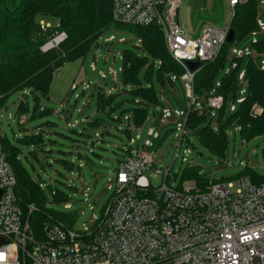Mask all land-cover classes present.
Returning a JSON list of instances; mask_svg holds the SVG:
<instances>
[{"label":"built area","instance_id":"obj_1","mask_svg":"<svg viewBox=\"0 0 264 264\" xmlns=\"http://www.w3.org/2000/svg\"><path fill=\"white\" fill-rule=\"evenodd\" d=\"M245 1L228 0L232 17L235 7ZM112 2L114 22L160 27L168 52L185 70L181 77L187 88L186 110L172 112L162 107L157 118L162 124L173 117L182 120L177 123L175 160L183 150L182 161L187 162V155L193 153L189 148V136L194 130L187 125L190 113L217 119L211 127L219 126V112L225 106L224 95L219 93L222 83L217 82L210 92L199 95L195 90V78L205 64L218 58L227 44L231 22L224 27L205 25L199 36L193 38L181 24V0ZM261 3L264 5V0ZM256 23L257 29L250 34L253 37L250 46L241 50L237 47L240 42L232 44V66L228 74L237 70L238 60L252 56L263 58L258 68L264 71V54L256 49L259 44L256 36L264 33V18L258 13ZM38 27L43 33L55 29L44 20L39 21ZM67 37L66 32H58L41 50L57 49ZM113 41L114 36L104 42ZM120 42L125 43V40ZM137 47L140 49L141 45ZM187 62H198L201 66L191 71ZM92 69L96 71L95 64ZM112 73L117 74L116 71ZM101 75L106 78L103 73ZM238 79L246 88L239 92L242 97L236 101L241 104L249 89L246 72H241ZM171 80L175 82L177 77L172 76ZM90 85L84 84V87ZM71 89L76 91L78 83L75 82ZM28 94L24 92L21 102L25 103ZM236 108L233 103L227 111L235 112ZM28 118L22 116V124ZM124 118L128 120L130 115ZM78 124L76 121L72 126ZM0 136L3 137L1 133ZM96 138L100 135L96 134ZM159 139V133L153 128L149 129L143 144L140 135L130 138L129 148L123 149L124 161L114 173V196L99 217L93 215V227L84 224L77 230L62 222H46L42 236L34 233L25 218L16 191L17 177L0 142V264H264V180L242 174L233 182L210 181L204 189L194 180H189L194 182L190 186L189 181L177 177L179 185L172 187L169 185L172 166L167 170L155 168L157 152L154 147ZM149 169L163 177V186L159 189L153 188L146 176ZM71 207L70 203H65L66 209ZM28 208L30 214L37 210L34 204Z\"/></svg>","mask_w":264,"mask_h":264},{"label":"rangeland","instance_id":"obj_2","mask_svg":"<svg viewBox=\"0 0 264 264\" xmlns=\"http://www.w3.org/2000/svg\"><path fill=\"white\" fill-rule=\"evenodd\" d=\"M261 1L257 0V13L260 18H264V5ZM232 19L228 0H181V24L193 38L199 36L205 25L224 27L228 22H232ZM41 20L51 24L55 29L59 27L56 18L40 15L37 17V23ZM38 31L44 39L48 38L47 42L58 33L55 30L43 33L39 27ZM112 36L115 37V41L108 44L104 42ZM101 37L102 40L99 37L92 45L86 58L67 61L60 67L48 96L25 88L11 92L1 105L0 133L7 138L11 146L21 149L19 159L31 180L42 187L47 210L60 214H77L73 225L77 230L83 228L84 224L93 227L95 223L93 215L99 217L114 196V173L124 161L123 149L129 148L130 137L140 135L142 137L140 143L143 144L151 128L160 135L154 147L157 152L155 168L167 170L172 166L169 183L172 187H177L179 182L176 178L182 177L191 168L197 169L200 175L211 182H233L247 171L256 175L258 179H264V132L244 140L240 124L228 123L234 114L227 109L222 120L226 139L224 156L214 153L201 142L198 129L189 136V148L193 153L187 155V162L182 161L185 157L183 150L175 160L177 123L182 120L173 117L166 124H162L157 118L162 107L156 104H148L147 120L140 127L133 125V133L129 137L126 134L128 121L124 117L128 116L131 109L137 107L135 97L130 91H137L138 87L124 84L121 71L122 55L132 53L140 58H148V65L141 69L139 80L143 87L152 86L155 89L164 108L172 112L186 110L187 88L181 76L176 75V82L171 84L167 73L162 77L159 69H149L153 59L144 45L139 44L140 39L134 32L111 28ZM256 38L259 44L264 42V33H259ZM122 39L125 43L120 42ZM252 41L253 37L249 35L237 47L244 50ZM139 45L140 49L137 47ZM232 48L231 44L228 60L218 72L215 85L217 82L222 83L228 75L232 66L233 56L230 55ZM262 60V57L252 56L240 62L236 73L238 94L246 89L238 79L239 74L246 72L251 61L260 66ZM92 64L96 65V71L92 69ZM112 71H116L117 74L114 75ZM75 82L78 83V89L72 91ZM84 84L91 85L85 88ZM25 91L29 93L25 99V104L29 108L26 115L29 118L22 124L17 115V108ZM109 91L111 94H118L115 103L99 109L100 93L109 95ZM233 95L234 93L228 98L227 107L233 103L239 107L236 101L242 96L238 95L234 101ZM37 105L47 110L46 114L37 115L35 109ZM262 113V107L253 106V116L257 117ZM75 121L79 124L73 127ZM216 122L217 119L209 117L206 125H214ZM217 128L219 129L215 125L214 129ZM96 134H99L100 138H96ZM32 136L41 140L32 145L26 144L24 142L26 138ZM69 164L74 165V168H70ZM81 164L83 166H80ZM146 176L153 188L159 189L163 186V177L156 175L155 170L149 169ZM193 183L189 181L188 185L192 186ZM110 185L113 189H109ZM54 191L62 193L68 199L65 203H70L71 209H66L65 203L54 201Z\"/></svg>","mask_w":264,"mask_h":264},{"label":"trees","instance_id":"obj_3","mask_svg":"<svg viewBox=\"0 0 264 264\" xmlns=\"http://www.w3.org/2000/svg\"><path fill=\"white\" fill-rule=\"evenodd\" d=\"M112 8V0H0V104L2 105L11 92L25 88H31L43 96H48L55 74L59 72L60 67L67 61L86 58L92 45L111 28L134 32L142 40V44L153 59L149 69H159L162 77L164 73H167L171 84H173L172 76L184 74L185 70L168 52L160 27L156 24L128 26L116 23L113 20ZM40 15L58 19L59 27L54 30L67 33V39L59 48L48 52L41 50L48 38L44 39L38 31L37 17ZM256 17L257 0H247L235 7L230 25L235 32V42L243 41L257 29ZM230 47L231 45L225 44L218 58L214 62L205 64L196 75L197 94H207L216 86V76L228 60ZM256 49L264 54V42L258 44ZM122 59L121 71L124 84L138 87L137 91H130L135 97L134 102L137 103V107L128 113L130 118L127 120L126 134L130 137L132 134L130 128L133 125L140 127L147 120L148 104H156L159 107L163 105L155 89L152 86L143 87L139 80L141 69L148 65V58L125 53ZM241 61L238 60L239 67ZM239 67L227 75L219 89V93L224 95L225 106L219 112L217 132H214L215 129L211 127V124L206 125L208 120L206 117L198 116L195 112L190 113L187 123L194 133L199 129L198 136L201 142L220 156H224L226 151L222 120L226 114L228 98L234 93L235 101L239 95L236 75ZM246 77L249 83L248 95L236 111L232 112L234 115L228 120V123L240 124L244 140L264 132V71L251 61L246 70ZM117 95H105L101 92L98 97V108L113 105ZM254 105L263 108L262 115L253 116ZM35 109L40 116L47 111L38 105ZM28 110V106L21 102L17 108L18 117L27 116ZM40 140L32 136L27 137L24 142L32 145L39 143ZM0 142L7 161L17 177L18 200L34 233L42 236L43 225L46 222H62L73 226L78 217L77 214H60L45 208L46 196L43 189L31 180L19 159L21 149L11 146L5 136H0ZM68 166L74 168V165ZM244 174L252 173L247 171ZM252 176L254 180H258L256 175L252 174ZM189 180L196 181L204 189L211 183L194 168L188 169L182 176V181ZM53 196L55 202L68 201L58 191H54ZM32 204L37 206V210L30 214L28 207Z\"/></svg>","mask_w":264,"mask_h":264},{"label":"water","instance_id":"obj_4","mask_svg":"<svg viewBox=\"0 0 264 264\" xmlns=\"http://www.w3.org/2000/svg\"><path fill=\"white\" fill-rule=\"evenodd\" d=\"M234 41H235V32H234V30L231 29L229 32L228 38H227V44L231 45L234 43ZM186 64L191 71H195L196 69H198L201 66V64L198 62H187ZM0 195H1V193H0Z\"/></svg>","mask_w":264,"mask_h":264},{"label":"crops","instance_id":"obj_5","mask_svg":"<svg viewBox=\"0 0 264 264\" xmlns=\"http://www.w3.org/2000/svg\"><path fill=\"white\" fill-rule=\"evenodd\" d=\"M176 82V81H175ZM175 82H173V83H175ZM84 120H86V119H84ZM76 122V121H75ZM87 122H89V121H87ZM90 123V122H89ZM131 133H133V131L131 132Z\"/></svg>","mask_w":264,"mask_h":264}]
</instances>
